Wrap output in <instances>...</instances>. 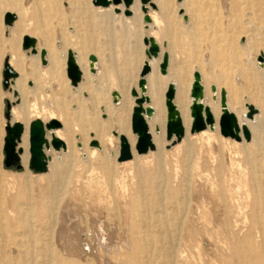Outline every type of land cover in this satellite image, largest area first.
I'll return each mask as SVG.
<instances>
[{
  "label": "rangeland",
  "instance_id": "374dc122",
  "mask_svg": "<svg viewBox=\"0 0 264 264\" xmlns=\"http://www.w3.org/2000/svg\"><path fill=\"white\" fill-rule=\"evenodd\" d=\"M136 2L137 13L141 17L138 21L129 22L131 30L123 31L115 25L113 12L95 11L91 0H0V222L7 228L6 233L0 235V264L125 263L130 248L128 245L134 237L130 213L126 214L127 219L121 220L118 209L117 215L110 220L106 211L116 206L117 187L123 191L127 209L130 210L131 199L139 187L140 199L151 207L153 197L148 183L154 177L157 162L153 150L143 155L134 153L136 157L131 164L118 165L119 140H115L116 137L112 135L120 131L121 124L124 132L135 138L134 149L136 136L130 129L134 100L130 90L135 88L138 91L137 80L142 63L146 60L142 43L145 28H141L146 23L142 19L139 0ZM177 2L163 0L162 31L158 46L170 58L167 72H171L174 63H179L185 87L188 88V101L192 73L197 68L202 84L209 83V91L211 86H216L219 91L224 90L227 96L229 90L235 88L238 89L241 108L256 106L255 102L250 103L248 99H264V65L260 66L257 62L260 53L264 57V0H184L183 18H178L179 13L183 14L182 10L175 13ZM23 9V32L6 37L3 14L10 12L22 17ZM24 35L34 37L37 48L48 53L43 67L30 54L21 50L20 43ZM67 51L84 55L85 62L91 55L94 63L98 59V64L92 66L98 73L87 71L85 80L82 83L80 80L75 91L67 82L65 73ZM5 59L10 60L11 67L20 78H24L19 83L21 91L3 88L2 68ZM155 77L164 81L158 86L155 98L163 100L166 125L164 92L167 84L158 72V65ZM146 83V95L149 98L151 85L148 81ZM13 92L17 93L16 98ZM112 92L118 94L115 102ZM19 93L24 95L23 98ZM216 101L219 106V92ZM6 102L15 107L13 119L23 118L18 112L25 114L22 125L29 123L31 117H35V112L44 122H48L49 112H53L54 120L63 125L71 149L67 153L59 150L56 155L50 149L48 155L54 157L48 164V172L36 174L28 168L27 163H22L23 168L20 170L4 168L2 146ZM20 103L22 106L17 111L15 105ZM96 121L101 123L98 128L92 127ZM217 134L221 137L218 126ZM107 135L112 137L110 142L106 141ZM164 139L168 141L166 132ZM230 140L223 141L222 148L215 150L214 161L211 159L199 163L198 172L202 180L193 177L195 181L185 188V192H176L183 172L181 156L172 153L167 146L163 147L160 174L168 179L169 190L158 213L170 215L167 228L169 238L174 242L171 264H237L239 239H244L252 252L264 256V236L256 232L252 223L249 193L245 191L246 187H239L237 181L239 173L247 178L245 155L249 146L234 145ZM92 142H95V146L90 145ZM137 167L146 170L149 175L140 174L138 177ZM260 168L264 173V163ZM55 169L62 176L65 172L73 185H80L90 176L95 177L105 187L107 196L98 204L89 202L83 196L82 187H76V217L63 215L64 222H60L64 202L52 215L41 213V207L46 205L45 198L39 195L40 201H37L33 191L54 183ZM7 171L20 174L11 175ZM14 204H17L16 208ZM25 226L31 229L32 234H22ZM142 230L154 231L153 222H146ZM100 235L105 237L107 249L96 248ZM66 238L74 239L78 248L85 252L62 250L61 244ZM170 244L167 242L163 248Z\"/></svg>",
  "mask_w": 264,
  "mask_h": 264
},
{
  "label": "bare ground",
  "instance_id": "6f19581e",
  "mask_svg": "<svg viewBox=\"0 0 264 264\" xmlns=\"http://www.w3.org/2000/svg\"><path fill=\"white\" fill-rule=\"evenodd\" d=\"M109 1H111V0H109ZM151 3L154 5L155 10L151 9L152 7H150V5H146L145 6V13L141 11V6H140V11L143 14L142 19L144 17H147L149 19V22L144 24L143 26H141V28L142 27L145 28L144 38H152L155 41V43L158 45V42H159L158 37H159V35H161V31H162V30L160 31V26L162 23L161 11H162V6H163V0H151ZM177 3H176L177 5L175 7V13L177 14L178 11L180 12V10H182L183 14L179 13L180 15H178V18H183L185 16V12L183 10L184 0L182 2L178 1ZM114 9H118L119 13L115 14ZM94 10L99 12V13L108 11V13L110 14L113 12L115 14V18H116L114 20L116 22L115 25L118 26L119 30H123V31L131 30L129 22L131 23V21H138L139 18L141 17L137 13L138 5H137L136 0H133L132 5L128 8V11H130V14H131L129 17H125L123 15L125 8L122 4H120L118 6L110 5L106 9H103L100 7H94ZM6 13H10V12H6ZM11 14H13V13H11ZM22 15H23L22 17L17 16L16 20L12 23L11 26H4L5 27V33L4 34L6 37L10 36L13 33L23 32L24 26H25V24H23V22H24L23 20L25 17V9H23ZM2 18H3V16H2ZM163 28H161V29H163ZM36 44H37V42H36ZM20 47H21V43H20ZM41 50H44V49H41ZM41 50H39L36 46V52H37L36 55H31L29 53V51H23V52H26V53L30 54L31 56H39V52ZM159 50H160V48H159ZM44 51H45L44 59H46L48 53L46 52V50H44ZM71 53L73 54L74 61H75L76 65H77V67L81 73V78H80L81 83L85 80L84 76L86 75V73H88V72L93 73V74L98 73V71L92 67V66H95L98 64V59H97V61H95V63H94V60L90 61V59L85 62L84 61L85 60L84 55H80L78 52H71ZM163 53H166V52H163L160 50L157 59H155V60L151 59L148 61L149 65H150V72L145 77V80L150 83L151 90H149V103L143 104V106H142L143 109H145L146 107H150L152 109V114L150 116H146L145 113L142 114L144 117V121L146 123L147 129H148V133L150 134L151 142L154 146L153 153H155L156 159H157V162L155 164L156 172L153 173L154 177L150 176L151 178H150V181L148 183V189H149L150 195L153 197L152 206L149 207L148 205H146V203L143 200L140 199V187H139L137 192H136V195L131 199L132 202L130 205V210L127 209L126 204H125V196L123 194V191L121 189H119L118 187L117 188L115 187L116 188L115 195L117 197L116 206L113 209L106 211V214H107L106 216H108L110 218V220H113V218L117 215L118 209L121 212V217H122L121 220H124L128 216L126 214L130 213V219H132V226L134 229V237H133L131 243L128 245L130 248H129L128 253L126 254L127 259H126L124 264H171L170 257L172 255V246L174 245V242H173V239L169 238V233H168V228H167L168 222L170 220V215H168V213H166V215H164V213H158L160 208L163 207L164 198L168 196V190H169L168 189V183H169L168 179L163 177L160 174V169H161L160 159L163 156V147L167 146L170 151H173L172 153L175 152V154L177 153L178 155L181 156L180 163L182 165L183 172H182V175L179 179V186L177 185L178 189L176 192H185V188L188 185H190L192 182L195 181V179L193 177L196 176V180L201 179L200 178L201 175L198 172L199 163L200 162L206 163V162L210 161L214 157L213 155L216 154L215 150L218 148L219 149L222 148L223 141H229V138L219 137L217 134V126H218L217 119L219 118L218 115H220V114H218L219 110H220V105L218 106V103L216 100H212L214 95H212L210 93L211 91H209V86H210L209 83L202 84V81H201V85L203 87L202 105L204 107H208V109L210 110V113L212 114V117L214 119V125L212 128L207 126L204 130H202L200 132H196V133L188 132L190 122H192V119H190V117H189L190 116L189 115V107L191 105V99H190V101H188V98H187L188 88L185 87L184 79L181 75L182 71L180 69L178 62L174 63L172 65V68L170 70L171 72L168 71L167 74L162 75V76L164 77L163 79L166 80L167 86H168V84L174 85L175 93H174L173 104L176 107V110L178 112V116L180 118L184 133H183V138H181L179 141H176L174 136H171L169 139H167L168 140L167 142L164 141L165 140L164 139V132H166V125H165V110L163 107V100L158 101L155 98V96L157 95L158 86L164 82V81L163 82L160 81L158 77H155V73H157V65H159L158 62L161 61V57H162ZM11 57H12V55H11ZM91 57H93V56L91 55ZM66 58H67V53H66ZM39 59H40V57H39ZM169 60H170V58L168 56V61ZM145 61H147V59ZM81 62L84 63L83 67H81ZM143 63H142V65H143ZM8 64L11 67L10 60L8 61ZM85 66L87 67L86 69H88V70H86L84 68ZM65 68H66V60H65ZM97 69H98V67H97ZM194 72H199V70L196 68V69H194ZM17 78H18V76H17ZM16 79H14L12 84L9 85V90H10V87L13 86L14 83L16 82ZM138 79H139V77H138ZM68 81L69 80H67V82ZM69 83H70V81H69ZM70 86L72 87L71 88L72 91L77 89L76 88L77 85L76 86L70 85ZM167 86H166V88H167ZM215 88H216L215 97L217 98V94L220 91H219L218 87L215 86ZM133 89L136 91L135 88H132L131 90H133ZM131 90H130V93H131ZM137 90L138 91H136L135 97L131 96V94H130V96L134 100V107H135V100L137 98H140V95H141L140 90L138 88H137ZM146 90H147V83H146ZM189 92H190V90H189ZM114 93H116V92H112L111 96L113 98V101L115 102L118 94L116 93V96L114 97L113 96ZM248 101L250 103L255 102L257 104L256 106H253L256 109L257 113L254 114L252 116V118H250V119L246 118V111H248L247 106H251V105H246L245 108H241V106L239 105V101H238V89L231 88L229 90V93L226 96V106H227L228 110L235 115V117L238 121V125L239 126H242V125L246 126V128L248 129V131L251 134L250 140L248 142H245L243 139H241L240 142L230 140V143H233L234 145H238V146H241V145H248L249 146V151L245 155V161H246V165L248 168L247 178L242 173H239L240 175L237 173V175H239V177L237 176L239 178V180H237V181H239V183L238 182L237 183L240 184L239 187H242L243 189L246 187L247 190H245V191H247V194L249 193L250 200H251L250 201V207H251V213H252V223L255 226L256 232L259 233L260 235L264 236V173H263L262 169L260 168L262 166V163H264V129H262V123L264 122V99L257 97L254 100L248 99ZM165 109H166V107H165ZM131 113H132V110H131ZM37 114H38V112H35V119L41 120L40 117L37 116ZM166 115H167V112H166ZM47 119H48L47 120L48 122L56 121V120H54L55 115L53 112H49ZM56 122L59 123L58 120ZM166 122H167V119H166ZM29 123H28V125H29ZM42 123L46 124L43 121H42ZM59 125H60V123H59ZM60 126L61 127L56 128L54 130L46 131L45 136H46V139L48 141H50L51 136H54V137L58 138L59 140H61L64 143L65 148L59 149V150L62 153H67L71 149V147H70L71 144H70L69 139L65 138L66 135H65V129H64L63 125H60ZM100 126H101V123L97 122V121L92 124V127H94V128H98ZM164 127H165V131H164ZM190 128H191V126H190ZM119 129H120V131L113 132V133H116V135H114L116 137L115 140L116 139L119 140V136H124L126 138V141L129 145L131 153H132V159H131V161L128 160V161H124V162H119L118 165H120V166L129 165L132 163V161L135 160V157L137 155V154L136 155L134 154L135 152L133 149V142H134L135 138L133 136H130L127 131L124 132L125 130L123 129L121 124L119 126ZM113 133H112V135H113ZM110 135H107V139H106L107 142H110L112 139V137ZM27 139H28V127H27V129L24 128V132H23L22 137H21V143L19 144V146L23 150V154L28 149ZM242 140L245 142V144ZM90 145L95 146V142H92ZM228 145H229V143H228ZM49 150L45 151V154L48 157H50L48 164L50 163L51 159L54 157L53 155H51V156L48 155ZM90 151H91V153H93L92 150H90ZM59 152L55 151V155L58 154ZM148 153H152V151H148L147 154ZM23 154L20 156L21 164L24 162V155ZM115 158H116V156H115ZM27 161H28V159H27ZM48 164H47V172H48ZM58 169L54 170V174H55L54 183L49 184L44 189L38 188V189L33 191L36 193L35 199L37 201H40L39 195H42L43 198H45L46 205H43L41 207V213H43V214L48 213V215H52L58 210L60 203L64 202L65 204L63 206H61L62 209H61L60 215L62 217L61 216L59 217L60 222L61 223L64 222V221H62L63 215L67 216L68 218H71L74 216L76 217V210L77 209H76V204L74 203V200H76V197H77V196L75 197V193L77 191L76 187H82L83 196H85V198L89 202L90 201L91 202H97V204H98V203H100V201L104 200L105 196H107V193H106L107 191H106L105 187L102 184L98 183L97 180L95 179V177L90 176L86 181L81 182L80 185H73L68 180V178H67L68 176L65 175V172L63 173V176H62L61 173H59ZM245 172H246V170H245ZM245 172H244V174H245ZM6 173L11 174V175L12 174H16V175L20 174V173H13L11 171H7ZM136 173H137L138 177H140V174L142 176H147V174L149 175V173L146 170H140L139 167L136 168ZM39 176H41V175H39ZM10 177L12 178V176H10ZM6 180H8V179H6ZM6 180L4 181V183L7 182ZM200 186H202V184ZM239 187H237V188L239 189ZM184 196H185V194H184ZM203 198H204V196H203ZM212 200H213V198H212ZM6 201L9 203L8 197H7ZM213 202H216V201H213ZM102 203L103 202H101V204ZM105 203H108V202H105ZM215 205L216 204H214V206ZM13 206L16 208L17 204H14ZM90 206H92V205L90 204ZM29 207L33 208L32 205H30ZM212 208H214V207H212ZM245 208H246V206H245ZM29 210L31 213V209H29ZM98 215H100V213ZM243 215H244V211H243ZM243 215H242V217H243ZM58 216H59V214H58ZM221 216H222V214H221ZM147 220L153 222L154 227H155L154 231H146L145 232L142 230L143 228L146 227V222H148ZM242 224H244V223H242ZM122 225H123V223H122ZM6 230H7V228L0 222V235L5 234ZM22 234H26V235L32 234L31 229L29 227L25 226L22 230ZM106 234H108V233H106ZM117 234H118V232H117ZM123 235H124V233H123ZM120 237H118V239ZM104 238L102 235H100V238L98 237V240H97L98 242L96 244V248L98 247L100 249H107V245H106L107 242L106 243L104 242L105 241ZM107 238H109V237H107ZM110 241H111V239H110ZM167 242H169L171 244L169 246L163 248V245L164 244L166 245ZM61 245H62L61 246L62 250L64 248V250L71 251V253H74L78 250L81 251L80 253L85 252L83 249L78 248V246H77L78 244L72 238H66L65 240H63ZM96 248H94L95 249L94 251H97ZM87 249H89V247ZM236 260H237V264H245L248 262L254 263V264H264V256H261V255H258L256 253L252 252V250L245 244L244 239H239V241L237 243Z\"/></svg>",
  "mask_w": 264,
  "mask_h": 264
},
{
  "label": "water",
  "instance_id": "95a60500",
  "mask_svg": "<svg viewBox=\"0 0 264 264\" xmlns=\"http://www.w3.org/2000/svg\"><path fill=\"white\" fill-rule=\"evenodd\" d=\"M180 1V0H177ZM141 11L145 13V6L150 5L154 8L151 0H139ZM133 0H91V4L94 7H100L103 9L108 8L110 5L118 6L122 4L125 8L123 15L129 17L130 11L128 8L132 5ZM114 13L118 14L119 10L114 9ZM16 20V16L11 13H5L3 15V25L11 26ZM144 23H148L149 19L147 17L143 18ZM142 43L145 46L144 56L147 61H144L141 71L139 73V79L137 81V88L140 90V98L135 100V107L132 109L130 117V129L131 133L136 136V142L134 145V152L137 155L146 154L148 151H153L154 146L150 139V134L146 123L144 121L143 113L146 116L152 114V109L150 107L142 108L143 104L149 103V98L146 96V80L145 77L150 72L149 60L157 59L159 55V47L152 38L142 39ZM21 50L29 51L31 55H36V40L30 36H23L21 40ZM40 61L45 65V51L41 50L39 52ZM90 61L94 58L90 57ZM257 62L263 66L264 57L262 53L257 57ZM168 67V55L163 53L161 61L158 65V72L160 75H165ZM66 77L70 81V85L76 86L81 78V73L74 61L73 54L71 51L67 52L66 58ZM17 73L9 66L8 59H5L2 68V86L4 89L9 90V85L12 84L13 80L17 78ZM211 93L214 95L213 100H216V88L214 86L210 87ZM175 88L173 84H168L166 91L164 93V105L166 107V139L174 136L176 141H179L184 133L180 118L176 107L173 104ZM131 96H136V91L131 90ZM14 98L17 97V93L13 92ZM116 96V93L113 94ZM189 97L191 99V105L189 107V115L192 119L190 133H196L204 130L207 126L212 128L214 125V119L208 107L202 105L203 99V87L201 85V77L198 72L192 74V84L190 87ZM219 105H220V115L218 118V131L219 135L223 138H229L236 142H240L243 139L245 142L250 140V132L246 126L238 125V121L233 113H231L226 106V93L224 90L219 92ZM10 104L6 102V111L4 113L5 126H4V138H3V166L6 169H22L20 156L23 154L22 148L19 146L21 143V137L24 132V127L21 123L10 122ZM248 112L246 113V118L250 119L254 114H256V109L253 106H247ZM60 125L56 121H50L43 124L41 120L35 119L31 121L28 125V168L36 174H42L47 171V164L50 160L45 154L50 148L54 151L59 149H64V143L58 138L51 136L50 141L46 139V131H51L59 128ZM116 135V133H113ZM132 158V153L130 147L124 136H119V156L117 162L128 161Z\"/></svg>",
  "mask_w": 264,
  "mask_h": 264
},
{
  "label": "crops",
  "instance_id": "0c3cea01",
  "mask_svg": "<svg viewBox=\"0 0 264 264\" xmlns=\"http://www.w3.org/2000/svg\"><path fill=\"white\" fill-rule=\"evenodd\" d=\"M32 37V36H31ZM34 38V37H33ZM32 58H34V60H36V62L37 61H39L40 62V59H39V56H32ZM41 63V62H40ZM46 64V63H45ZM42 65V67L44 66L43 64H41ZM12 68V67H11ZM13 69V68H12ZM14 70V69H13ZM17 74H18V72L16 71V70H14ZM20 81L22 82V81H24V78H20V76H19V74H18V78L16 79V82L14 83V85L13 86H11L10 87V89H15V90H17V91H21V89H20V87H19V83H20ZM75 91V90H74ZM20 94V96L23 98V94H21V93H19ZM22 102V101H21ZM15 106H17L16 107V109H17V111L19 110L18 109V107H21L22 106V104L20 103V104H17V105H15ZM13 108H15V107H11V110H10V122L11 123H14V122H19V123H21L22 122V120H24V113L23 112H18V114L20 113V115H22V117L23 118H21V119H13L12 118V114H13ZM23 108V107H22ZM32 119H31V121L32 120H34L35 119V117H31ZM42 121V120H41ZM44 122V121H43ZM44 123H47V122H44ZM24 126V128H26L27 129V127H28V123L27 124H25V125H23ZM24 164L26 165V163H27V159H28V156H27V153H26V151L24 152Z\"/></svg>",
  "mask_w": 264,
  "mask_h": 264
}]
</instances>
